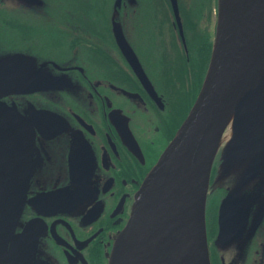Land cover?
I'll list each match as a JSON object with an SVG mask.
<instances>
[{
	"label": "flooded vegetation",
	"instance_id": "1",
	"mask_svg": "<svg viewBox=\"0 0 264 264\" xmlns=\"http://www.w3.org/2000/svg\"><path fill=\"white\" fill-rule=\"evenodd\" d=\"M215 0H0V109L32 172L0 264H111L142 184L202 89ZM122 32L125 41H121ZM215 157L212 264H264V149Z\"/></svg>",
	"mask_w": 264,
	"mask_h": 264
},
{
	"label": "water",
	"instance_id": "2",
	"mask_svg": "<svg viewBox=\"0 0 264 264\" xmlns=\"http://www.w3.org/2000/svg\"><path fill=\"white\" fill-rule=\"evenodd\" d=\"M125 41L122 32H118ZM122 41V42H123ZM226 152L264 149V0H218L214 49L188 117L144 180L111 264H211L206 205L213 162ZM28 129L0 109V250L21 214L32 172Z\"/></svg>",
	"mask_w": 264,
	"mask_h": 264
},
{
	"label": "rangeland",
	"instance_id": "3",
	"mask_svg": "<svg viewBox=\"0 0 264 264\" xmlns=\"http://www.w3.org/2000/svg\"><path fill=\"white\" fill-rule=\"evenodd\" d=\"M214 4H216V0L214 1ZM218 200L212 199L210 200L209 206L207 208V215L208 219L211 221L216 213V207H217Z\"/></svg>",
	"mask_w": 264,
	"mask_h": 264
}]
</instances>
